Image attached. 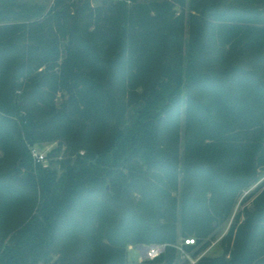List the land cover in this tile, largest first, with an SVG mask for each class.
<instances>
[{
  "label": "trees",
  "instance_id": "obj_1",
  "mask_svg": "<svg viewBox=\"0 0 264 264\" xmlns=\"http://www.w3.org/2000/svg\"><path fill=\"white\" fill-rule=\"evenodd\" d=\"M92 3L0 0V264H177L264 169V0ZM259 190L195 264H264Z\"/></svg>",
  "mask_w": 264,
  "mask_h": 264
},
{
  "label": "rangeland",
  "instance_id": "obj_2",
  "mask_svg": "<svg viewBox=\"0 0 264 264\" xmlns=\"http://www.w3.org/2000/svg\"><path fill=\"white\" fill-rule=\"evenodd\" d=\"M39 2H45V3H49L48 5L52 4V1L53 0H37ZM103 0H92V4L93 5H98V3H102ZM177 11L179 12L180 9L179 7L177 6L176 7ZM61 97L59 99V101H61ZM56 146V143L55 142H46V143H43L41 145H39L38 149H40L42 152L48 154L49 151L52 150V148H54ZM60 155H63V153H61ZM60 157H54L55 161H57ZM48 163V161L46 162ZM55 164V162H54ZM260 174V179L255 182V184H253V186H251L248 190H245L244 194L242 196H240V198L238 199V202L235 206V209H234V213L232 214V218H230L227 222H225L224 224H222L216 231H215V234H214V237L212 238V240L210 241V245L213 243V242H217L215 246L212 247V250L207 253L208 256H211V257H215V256H220L224 253V245L222 243V238L223 236L227 233V231L229 230V227L231 226L234 218H235V215L242 211L246 206L247 207H252L253 205V202H254V199L261 193L262 190H259L258 192H256L254 195H252L251 197L247 198V199H244V196L246 194H249L251 191L255 190L257 188L258 185H264V169L260 170L259 172ZM186 237H181L179 239V242H178V245H183V242H185ZM192 238V237H191ZM209 245V246H210ZM208 246V247H209ZM138 245L137 246H131L129 247V259L131 262H135V263H141L143 262L141 259H140V251L138 249ZM207 247V248H208ZM185 249V252L186 253H182L181 251H179V258L177 260V264H183V261H185V259H187V254L192 256V257H198L201 253L199 254H194L196 252L197 249H199L197 246L196 247H187L186 245L184 246ZM187 263L189 264V260L187 259Z\"/></svg>",
  "mask_w": 264,
  "mask_h": 264
},
{
  "label": "built area",
  "instance_id": "obj_3",
  "mask_svg": "<svg viewBox=\"0 0 264 264\" xmlns=\"http://www.w3.org/2000/svg\"><path fill=\"white\" fill-rule=\"evenodd\" d=\"M33 156L36 161L38 162H47V154L42 152L38 147H33L32 149ZM183 242V245H179L178 249L182 253H186L184 246L186 245H196L197 244V239L196 238H185ZM217 242H213L206 250H203V252L198 256V257H192L187 254V258L190 260V264H195L203 255H206L209 250L216 245ZM167 245L165 243H152V244H145L142 246L139 251H140V259L142 261L144 260H155L164 254V252L167 249Z\"/></svg>",
  "mask_w": 264,
  "mask_h": 264
},
{
  "label": "water",
  "instance_id": "obj_4",
  "mask_svg": "<svg viewBox=\"0 0 264 264\" xmlns=\"http://www.w3.org/2000/svg\"><path fill=\"white\" fill-rule=\"evenodd\" d=\"M139 246V245H138ZM142 246H144V244H140V246L138 247V249H140Z\"/></svg>",
  "mask_w": 264,
  "mask_h": 264
},
{
  "label": "crops",
  "instance_id": "obj_5",
  "mask_svg": "<svg viewBox=\"0 0 264 264\" xmlns=\"http://www.w3.org/2000/svg\"><path fill=\"white\" fill-rule=\"evenodd\" d=\"M211 250H212V248L209 250V252H210ZM209 252H208V253H209ZM187 259H188V258H187ZM188 260H189V259H188ZM189 264H190V260H189Z\"/></svg>",
  "mask_w": 264,
  "mask_h": 264
}]
</instances>
